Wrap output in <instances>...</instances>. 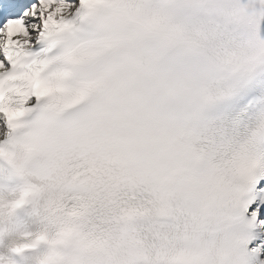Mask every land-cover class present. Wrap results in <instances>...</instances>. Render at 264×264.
Returning a JSON list of instances; mask_svg holds the SVG:
<instances>
[{
	"label": "snow or ice",
	"instance_id": "6c2138e0",
	"mask_svg": "<svg viewBox=\"0 0 264 264\" xmlns=\"http://www.w3.org/2000/svg\"><path fill=\"white\" fill-rule=\"evenodd\" d=\"M0 162L42 264H264V0H0Z\"/></svg>",
	"mask_w": 264,
	"mask_h": 264
},
{
	"label": "clouds",
	"instance_id": "9594fccd",
	"mask_svg": "<svg viewBox=\"0 0 264 264\" xmlns=\"http://www.w3.org/2000/svg\"><path fill=\"white\" fill-rule=\"evenodd\" d=\"M68 235H69L71 238H73V239H78L77 234H76V232H75L74 229H71V228H70L69 231H68ZM80 243H81V246H82L83 248L91 247V244H90L89 242L80 241Z\"/></svg>",
	"mask_w": 264,
	"mask_h": 264
}]
</instances>
